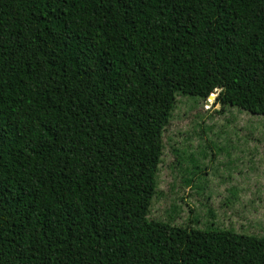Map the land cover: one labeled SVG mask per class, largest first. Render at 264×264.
<instances>
[{
	"label": "trees",
	"instance_id": "16d2710c",
	"mask_svg": "<svg viewBox=\"0 0 264 264\" xmlns=\"http://www.w3.org/2000/svg\"><path fill=\"white\" fill-rule=\"evenodd\" d=\"M264 117V0H0V264H264V237L150 220L177 98Z\"/></svg>",
	"mask_w": 264,
	"mask_h": 264
},
{
	"label": "rangeland",
	"instance_id": "374dc122",
	"mask_svg": "<svg viewBox=\"0 0 264 264\" xmlns=\"http://www.w3.org/2000/svg\"><path fill=\"white\" fill-rule=\"evenodd\" d=\"M177 98L150 220L264 237V117Z\"/></svg>",
	"mask_w": 264,
	"mask_h": 264
},
{
	"label": "water",
	"instance_id": "95a60500",
	"mask_svg": "<svg viewBox=\"0 0 264 264\" xmlns=\"http://www.w3.org/2000/svg\"><path fill=\"white\" fill-rule=\"evenodd\" d=\"M213 95H218V91H214V92L209 96L208 99H212V98H213Z\"/></svg>",
	"mask_w": 264,
	"mask_h": 264
}]
</instances>
